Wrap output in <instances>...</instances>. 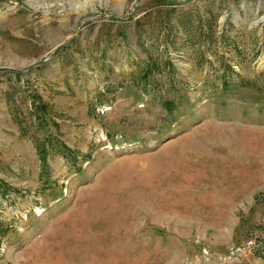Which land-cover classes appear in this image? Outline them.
Segmentation results:
<instances>
[{
  "label": "rangeland",
  "instance_id": "rangeland-1",
  "mask_svg": "<svg viewBox=\"0 0 264 264\" xmlns=\"http://www.w3.org/2000/svg\"><path fill=\"white\" fill-rule=\"evenodd\" d=\"M0 264H264V0H0Z\"/></svg>",
  "mask_w": 264,
  "mask_h": 264
}]
</instances>
